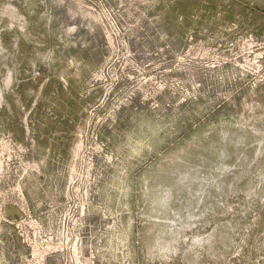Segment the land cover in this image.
<instances>
[{
	"label": "rangeland",
	"instance_id": "obj_1",
	"mask_svg": "<svg viewBox=\"0 0 264 264\" xmlns=\"http://www.w3.org/2000/svg\"><path fill=\"white\" fill-rule=\"evenodd\" d=\"M0 264H264V0H0Z\"/></svg>",
	"mask_w": 264,
	"mask_h": 264
}]
</instances>
